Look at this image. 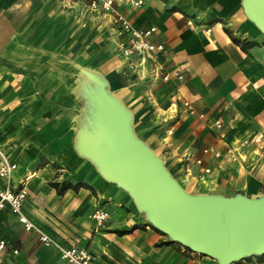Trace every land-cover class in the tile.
Instances as JSON below:
<instances>
[{
    "label": "crops",
    "instance_id": "0c3cea01",
    "mask_svg": "<svg viewBox=\"0 0 264 264\" xmlns=\"http://www.w3.org/2000/svg\"><path fill=\"white\" fill-rule=\"evenodd\" d=\"M142 1L115 0V7L135 27H157L153 40L165 44L166 69L184 74L178 91L174 81L154 78L151 62L122 55L111 16L88 10L85 0H0V146L17 164L11 187L25 180L24 213L61 244L86 248L91 264H219L153 229L127 191L79 156L72 139L74 87L83 70L103 76L132 112L135 136L187 192L259 197L264 32L247 18L242 0ZM183 100L205 118L189 114ZM219 116L218 129L212 123ZM208 146L220 156L203 153ZM29 172L35 177L24 179ZM55 182L70 186L58 194ZM95 208L109 214L101 227L89 216ZM3 213L7 264H70L25 231L8 208ZM133 225L130 233L113 232ZM229 264H264V254Z\"/></svg>",
    "mask_w": 264,
    "mask_h": 264
},
{
    "label": "water",
    "instance_id": "95a60500",
    "mask_svg": "<svg viewBox=\"0 0 264 264\" xmlns=\"http://www.w3.org/2000/svg\"><path fill=\"white\" fill-rule=\"evenodd\" d=\"M245 15L264 32V0H242ZM88 99L75 148L110 182L127 191L149 224L192 251L229 264L264 254V194H191L169 173L161 157L137 138L132 112L105 78L83 70ZM89 83V84H88Z\"/></svg>",
    "mask_w": 264,
    "mask_h": 264
},
{
    "label": "built area",
    "instance_id": "2783aa9c",
    "mask_svg": "<svg viewBox=\"0 0 264 264\" xmlns=\"http://www.w3.org/2000/svg\"><path fill=\"white\" fill-rule=\"evenodd\" d=\"M87 9L90 11H101L112 18V29L114 36L117 38V48L125 57H138L140 63L146 61L152 64V75L154 78L160 77L163 81H174L175 90L178 91V85L183 81L184 74L179 69L167 70L164 61L160 58L166 55V47L163 42L153 40L157 33L156 26L145 28L135 27L124 15L118 12L115 7V0H85ZM133 6H140L142 0H127ZM207 29L206 32H209ZM183 106L191 115H196L200 119L205 118L204 113H198L193 105L183 100ZM212 126L221 128L223 119L215 117ZM213 153L215 157L220 156V151L212 146L205 147L203 153ZM227 154H232L231 150ZM233 157V156H232ZM197 165L205 173L210 171L209 167L202 166V159L195 160ZM17 169L16 162L11 161L2 152H0V180L4 182V186L0 185V210L8 208L15 216L25 231L36 233L38 241L42 246L55 249L62 260L70 264H91L93 255L84 247L77 245H63L57 239L40 229L23 211V205L27 198L28 192L25 187V180L21 181V186L17 189L11 187L14 171ZM108 212L104 209L97 208L92 217L102 224L108 217ZM6 241L0 239V264H7L2 258V252L6 248ZM17 253V250H13Z\"/></svg>",
    "mask_w": 264,
    "mask_h": 264
},
{
    "label": "rangeland",
    "instance_id": "374dc122",
    "mask_svg": "<svg viewBox=\"0 0 264 264\" xmlns=\"http://www.w3.org/2000/svg\"><path fill=\"white\" fill-rule=\"evenodd\" d=\"M89 84V83H88ZM108 88H109V86H108ZM74 93H75V95H77L78 97H77V99H78V106H76V113H74V115H73V117H71V120L74 122V128H73V131H72V139H73V147H74V149H75V151H76V148H75V143H76V136H77V131H78V127H79V125L81 124V119H82V116L85 114V113H87L86 112V106H87V103H88V99H86V96H85V94H84V92H83V89H82V87H81V85H80V83L79 82H77L76 83V85H75V87H74ZM0 152H2L6 157H8V155L5 153V151H4V149H2V146H0ZM77 152V151H76ZM83 158V157H82ZM84 159H86V158H84ZM162 159V158H161ZM88 160V159H87ZM163 160V159H162ZM39 164H43L42 162H40ZM164 164H165V162H164ZM31 174V172H29L28 173V176ZM28 176H26L24 179H27V180H29V179H31V178H28ZM33 177H35V176H33ZM32 177V178H33ZM97 208H95L93 211H92V213L89 215L90 216V218L92 219V220H94V221H96L93 217H92V214H93V212L96 210ZM4 215H0V220L1 219H3L4 217H6L7 215H6V213H3ZM96 223H98L97 221H96ZM99 226L100 225H103V223L102 224H98ZM101 227V226H100ZM153 229H155L156 231H159L158 229H156V228H154V227H152ZM159 233H161V234H164L163 232H161V231H159ZM164 235H166V234H164ZM167 236V235H166ZM168 237V236H167ZM169 238V237H168ZM170 239V238H169ZM171 242H174V243H178V242H175V241H172V240H170Z\"/></svg>",
    "mask_w": 264,
    "mask_h": 264
},
{
    "label": "trees",
    "instance_id": "16d2710c",
    "mask_svg": "<svg viewBox=\"0 0 264 264\" xmlns=\"http://www.w3.org/2000/svg\"><path fill=\"white\" fill-rule=\"evenodd\" d=\"M234 42H236L235 38H232ZM52 187H55L57 189L58 194H62L63 190L66 188H69L70 184L67 182H62L60 185L58 183H51ZM135 228H137V225H133L132 227L128 229H121V230H114L113 232L117 233L118 235L126 234L132 232Z\"/></svg>",
    "mask_w": 264,
    "mask_h": 264
},
{
    "label": "bare ground",
    "instance_id": "6f19581e",
    "mask_svg": "<svg viewBox=\"0 0 264 264\" xmlns=\"http://www.w3.org/2000/svg\"><path fill=\"white\" fill-rule=\"evenodd\" d=\"M36 175V173H31L29 176H28V178H32L33 176H35Z\"/></svg>",
    "mask_w": 264,
    "mask_h": 264
}]
</instances>
